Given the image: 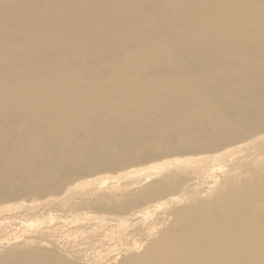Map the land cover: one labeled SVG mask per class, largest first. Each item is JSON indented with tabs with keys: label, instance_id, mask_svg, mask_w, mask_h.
<instances>
[{
	"label": "bare ground",
	"instance_id": "bare-ground-1",
	"mask_svg": "<svg viewBox=\"0 0 264 264\" xmlns=\"http://www.w3.org/2000/svg\"><path fill=\"white\" fill-rule=\"evenodd\" d=\"M0 264H264V0H0Z\"/></svg>",
	"mask_w": 264,
	"mask_h": 264
}]
</instances>
